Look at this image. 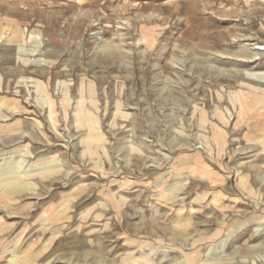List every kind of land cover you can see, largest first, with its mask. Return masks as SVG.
Segmentation results:
<instances>
[{"label": "rangeland", "instance_id": "1", "mask_svg": "<svg viewBox=\"0 0 264 264\" xmlns=\"http://www.w3.org/2000/svg\"><path fill=\"white\" fill-rule=\"evenodd\" d=\"M263 102L264 0H0V264H264Z\"/></svg>", "mask_w": 264, "mask_h": 264}, {"label": "bare ground", "instance_id": "2", "mask_svg": "<svg viewBox=\"0 0 264 264\" xmlns=\"http://www.w3.org/2000/svg\"><path fill=\"white\" fill-rule=\"evenodd\" d=\"M250 2V1H249ZM253 75V74H251ZM250 102V101H249ZM264 103V102H263ZM262 106L264 107V105L262 104ZM263 117V116H262ZM224 118V117H223ZM261 119V118H260ZM222 120V119H221ZM251 125V124H250ZM259 128L262 130L263 132V136H262V139H261V145L264 146V123L262 125H259ZM218 141V139H217ZM218 143V142H217ZM246 148V147H245ZM248 148V147H247ZM202 149V148H201ZM246 153V152H245ZM250 153V152H249ZM263 153H264V149H263ZM199 157V156H198Z\"/></svg>", "mask_w": 264, "mask_h": 264}]
</instances>
